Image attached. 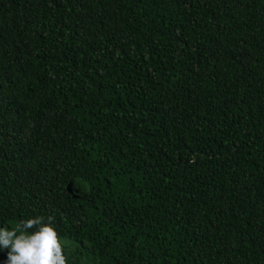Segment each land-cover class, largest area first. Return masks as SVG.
I'll return each mask as SVG.
<instances>
[{
	"label": "trees",
	"instance_id": "trees-1",
	"mask_svg": "<svg viewBox=\"0 0 264 264\" xmlns=\"http://www.w3.org/2000/svg\"><path fill=\"white\" fill-rule=\"evenodd\" d=\"M35 217L66 264H264V0H0V228Z\"/></svg>",
	"mask_w": 264,
	"mask_h": 264
},
{
	"label": "clouds",
	"instance_id": "clouds-1",
	"mask_svg": "<svg viewBox=\"0 0 264 264\" xmlns=\"http://www.w3.org/2000/svg\"><path fill=\"white\" fill-rule=\"evenodd\" d=\"M8 250L7 264H66L53 218L20 220L11 230L0 228V250Z\"/></svg>",
	"mask_w": 264,
	"mask_h": 264
}]
</instances>
